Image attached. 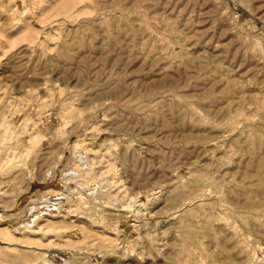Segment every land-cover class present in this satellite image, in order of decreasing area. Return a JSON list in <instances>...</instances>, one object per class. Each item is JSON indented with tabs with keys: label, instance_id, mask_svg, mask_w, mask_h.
<instances>
[{
	"label": "rangeland",
	"instance_id": "374dc122",
	"mask_svg": "<svg viewBox=\"0 0 264 264\" xmlns=\"http://www.w3.org/2000/svg\"><path fill=\"white\" fill-rule=\"evenodd\" d=\"M0 217V264H264V0H0Z\"/></svg>",
	"mask_w": 264,
	"mask_h": 264
},
{
	"label": "bare ground",
	"instance_id": "6f19581e",
	"mask_svg": "<svg viewBox=\"0 0 264 264\" xmlns=\"http://www.w3.org/2000/svg\"><path fill=\"white\" fill-rule=\"evenodd\" d=\"M36 139L35 140H37V139H40L41 137H35ZM33 142V141H32ZM34 145V144H33ZM74 146H75V148L76 149H81V147H80V144H79V142H76L75 144H74ZM81 151V150H80ZM84 161V160H83ZM83 168V167H82ZM68 175H70V174H68ZM263 185V184H262ZM260 187V186H259ZM49 188V190H52V191H54L55 192V194L54 195H50L49 197H47L46 198V200H45V203H44V205H43V207L41 208L42 210H41V212H33L32 213V216H33V218L31 219V221H29L27 224H24V225H18L17 223H16V227H15V230L16 231H20V230H22L23 228H26V226H28V225H30V224H32L39 216H41V215H45V214H49V215H51V216H59V215H62V212L63 211H61L60 209H59V206H60V204H59V206H58V200H59V198H60V195H59V192L57 191L58 189H62V188H64V185H63V180L61 181V180H57L54 184H53V187H46L45 189H48ZM61 193V192H60ZM62 198V197H61ZM30 204V203H29ZM136 205V204H135ZM27 206H30V205H27ZM46 208V209H45ZM61 208V207H60ZM45 209V210H44ZM70 213V211L68 212V214ZM55 223L54 224H56L58 221H54ZM15 224V223H14ZM13 226H15V225H13ZM54 225H52V227H53ZM51 228V227H50ZM61 229V228H60ZM59 229V230H60ZM4 232H1V234H3ZM58 233H59V231H58ZM12 244V243H11ZM14 244V243H13ZM12 244V245H13ZM15 245V244H14ZM16 246V245H15ZM39 250V249H38ZM42 251H44L46 254H45V256H44V259H46V261L44 260V263L45 264H59V263H56L55 262V260L57 259L56 257L59 255V254H61V255H65V257H66V259H65V262H64V264H69V261H68V259L69 260H71L72 259V257H70V256H68L67 255V251H65V250H62V249H60V250H52V249H42ZM71 253H72V255L74 256V254H79L80 252H73V251H71ZM221 263V262H220ZM26 264H32V263H26Z\"/></svg>",
	"mask_w": 264,
	"mask_h": 264
},
{
	"label": "built area",
	"instance_id": "2783aa9c",
	"mask_svg": "<svg viewBox=\"0 0 264 264\" xmlns=\"http://www.w3.org/2000/svg\"><path fill=\"white\" fill-rule=\"evenodd\" d=\"M28 205H30V206H28V208L26 210H22V211L16 213L15 216H13V217L11 216L12 217L11 220H13L14 223H17L18 225L27 224L33 218V216H32L33 211L40 210L43 207L44 202L40 201V203H36V204L33 203V204H28ZM31 206L34 207L35 210H30Z\"/></svg>",
	"mask_w": 264,
	"mask_h": 264
}]
</instances>
